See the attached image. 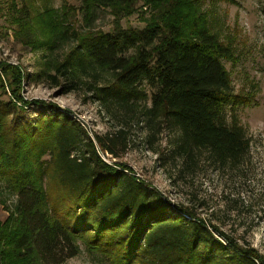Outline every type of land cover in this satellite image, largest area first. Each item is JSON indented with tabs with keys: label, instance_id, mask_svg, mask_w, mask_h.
<instances>
[{
	"label": "trees",
	"instance_id": "16d2710c",
	"mask_svg": "<svg viewBox=\"0 0 264 264\" xmlns=\"http://www.w3.org/2000/svg\"><path fill=\"white\" fill-rule=\"evenodd\" d=\"M80 1L89 23L109 10L112 30L74 27L71 5L2 0L16 35L35 48L74 44L30 75L0 62V196L11 197L10 205L1 200L9 214L0 221V264H63L82 244L109 264H264L220 215L172 203L127 164L103 158L121 156L132 129L144 126L151 148L158 134H174L168 149H154L174 184L205 167L247 172L252 140L237 111L254 99L235 91L223 62L232 58L229 46L198 19L186 26L176 18L175 0H146L161 10L142 28L118 19L139 0ZM44 78L63 94L83 91L114 129L93 137L57 104L27 99L23 85Z\"/></svg>",
	"mask_w": 264,
	"mask_h": 264
},
{
	"label": "rangeland",
	"instance_id": "374dc122",
	"mask_svg": "<svg viewBox=\"0 0 264 264\" xmlns=\"http://www.w3.org/2000/svg\"><path fill=\"white\" fill-rule=\"evenodd\" d=\"M174 2L171 12L176 18L186 26L198 19L199 25L216 33L220 41L229 46L232 58L224 59L223 62L235 91L254 99L253 103L240 107L237 111L238 122L252 140L251 158L246 164L247 172L230 175L205 167L192 180H180L174 184L170 172L160 166L159 154L154 150L168 149L174 134L168 130L158 134L151 148L146 142L148 130L144 126L132 129L130 146L121 156L112 158L106 153L103 158L110 164H127L137 176L172 203H193L205 218H210L213 212L220 215L224 229L252 244L264 255V0ZM37 3L40 9H61L64 4L75 7L77 14L70 18V24L81 30L96 28L110 31L116 20L109 10L101 8L94 21L89 23L80 9V0H37ZM160 6L161 3L139 0L132 13L118 19L124 28H142L147 21L158 15ZM7 7L0 0V62L18 66L30 75L41 70L46 58H60L73 46L71 41L56 46L53 52L45 46L35 48L27 42V38L16 35L14 26L6 19ZM22 92L27 99H43L57 104L63 111L78 118L93 137L114 129L113 119L98 102L86 98L81 90L63 94L59 87H53L51 81L44 78L39 82L27 81ZM3 98L6 99L7 96ZM47 157L49 156H45ZM5 198L6 204L10 205L11 197ZM5 198L0 196V221H5L9 214L6 204L1 202ZM201 200L205 202L204 205L200 204ZM63 264L109 263L103 262L82 244L80 254Z\"/></svg>",
	"mask_w": 264,
	"mask_h": 264
}]
</instances>
